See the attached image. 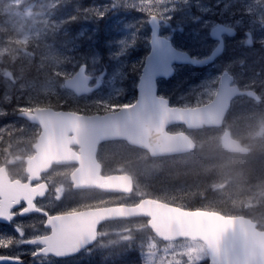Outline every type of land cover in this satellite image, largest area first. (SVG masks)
<instances>
[{
    "label": "rangeland",
    "instance_id": "obj_1",
    "mask_svg": "<svg viewBox=\"0 0 264 264\" xmlns=\"http://www.w3.org/2000/svg\"><path fill=\"white\" fill-rule=\"evenodd\" d=\"M23 2L25 0H0V113H7L6 122H0V141L10 139L9 145L0 144V161L8 156L13 160L11 157H18L21 153H33L36 129L16 117V110H22L26 104L17 101L14 109L4 106L14 99L15 88L18 89L17 100L46 102L64 95L70 106L90 104L97 107L98 99L120 103L135 100L140 76L131 71L130 65L144 63L151 36L144 13L134 9L141 2L150 14L165 19L164 13H169L171 20L165 19L163 34L172 38L177 47L197 57L208 56L216 47L217 41L211 37L210 31L218 23L225 22L242 30L240 36L227 39L225 53L214 64L202 69L180 65L174 78L160 79V94L177 105L205 103L214 96L222 70L228 69L240 86L259 88L264 97V0H157L154 8L147 7V0H114L118 6L115 9H111L113 0H74L70 13L75 15L70 19L55 16L46 6L37 11L35 4ZM82 9H88V13H83ZM103 12L106 14L97 16ZM77 18L82 19L79 26L77 22L67 23ZM70 29L76 31L67 38L58 39L59 42L50 38L53 33L69 34ZM85 34L94 35L93 44L84 43L82 51L74 52L80 49L78 38ZM16 37L19 42L24 41L23 46L14 41ZM250 39L257 44H250ZM28 40L33 41L25 43ZM25 51L40 55V61H36L40 71H33L35 75L45 77L16 81L20 77L10 73L7 66L15 64L17 57L21 58L22 68L29 64L32 56ZM85 60H88L85 62L89 66L88 73L93 76L98 89L77 96L64 86V80L68 71L73 73ZM124 68L128 71L115 78L113 74ZM105 70L106 74L101 77L99 74ZM48 104L38 103L35 107ZM182 128L176 125L170 130ZM224 128L246 142L251 152L246 155L227 152L222 146V131L219 129L194 131L193 136L201 143V148L180 156L150 158L140 148H127L123 143L107 145L108 167L130 171L136 182L132 197L110 196L108 200L136 201L144 195H151L228 214L241 212L249 205L252 209L248 208L246 212L256 215L264 224V100L238 98ZM13 170L20 171L17 163ZM64 180L55 179V197L63 201L62 206L58 204L60 209L73 210L76 194L67 189ZM144 221L115 223L106 228L108 235L112 236L124 235V229L132 227L130 237L136 245L132 248L133 257L125 264H137L141 252L144 253V264H149V257L152 258L151 264H175L181 259L185 264H192L194 256L198 264H206L204 260L208 253L202 242L181 241L163 247L146 231ZM192 242H195L194 246ZM129 245L126 241L118 247L121 255ZM106 250L102 247L101 252Z\"/></svg>",
    "mask_w": 264,
    "mask_h": 264
},
{
    "label": "water",
    "instance_id": "obj_2",
    "mask_svg": "<svg viewBox=\"0 0 264 264\" xmlns=\"http://www.w3.org/2000/svg\"><path fill=\"white\" fill-rule=\"evenodd\" d=\"M152 17L156 21L153 25L150 24L152 34L155 32L157 35L155 39L164 40L165 43L163 48H153L151 45L152 49L145 64L150 78L145 86L148 108L145 113L138 114L139 117L135 116V119H132L129 131L135 143L140 144L145 137L147 141L152 140L153 144L151 141L148 142L151 144L148 148L155 153L173 154L191 151L195 148L194 141L185 133H167L168 125L175 122H184L192 128L220 125L230 101L236 95L245 92L257 97V94L252 90L241 91L238 86H230L233 77L225 71L219 83L218 93L210 103L193 108H171L168 100L157 96L156 78L170 77L174 73L172 65L175 62L206 65L223 51L224 45L221 42L208 59L193 58L187 52L176 49L170 39L162 36L160 34L162 19L155 15ZM225 30L223 27H216L212 30V36L220 38ZM85 71L86 66L84 73L78 71L75 76L66 80L67 87L75 90L79 95L94 89L89 87L91 77L85 75ZM86 76L89 79H86ZM135 110L140 113V109ZM20 115L42 125L43 131L37 145L40 151L38 158L40 161H46L47 164L50 162L48 157L50 150L57 144V138L63 135L61 121L64 119V114L55 112L52 108H37L33 112L26 111ZM132 116L134 114L129 117ZM70 117L74 118L73 115ZM223 142L232 152H248V148L232 138L229 133H225ZM87 146L91 147V144L87 142ZM86 173L87 171L81 167L74 174V181L81 186L102 184L98 180L89 179ZM115 179L118 184L111 183L105 187L106 190L131 192L132 182L129 176ZM17 193L15 184L0 183L1 203L3 206L7 205L8 210L11 198H16L20 202L22 195ZM156 213H163V218L158 217ZM138 216L150 217V227L165 241L192 238L206 242L210 253V264H264V231L257 228V222L241 216L226 217L216 212L186 211L152 198H145L135 206L119 205L53 216L50 218L53 231L50 237L44 238L42 242L47 243L50 252H68L73 248L86 246L88 241L94 242L95 232L100 223L116 218ZM226 221L229 222L227 227L217 234L216 225Z\"/></svg>",
    "mask_w": 264,
    "mask_h": 264
},
{
    "label": "snow or ice",
    "instance_id": "obj_3",
    "mask_svg": "<svg viewBox=\"0 0 264 264\" xmlns=\"http://www.w3.org/2000/svg\"><path fill=\"white\" fill-rule=\"evenodd\" d=\"M156 3H157V0H147V7L154 8ZM112 5L113 6L111 7V9H115L118 7L115 5L114 0L112 2ZM134 9L139 12L144 13L145 22L150 23L151 25H153V23H156V21L153 19L150 12L145 9L143 2L139 3ZM81 11L85 14L88 13V9H82ZM105 14L106 13L103 12V13L98 14L97 16H103ZM164 16L167 21L171 20V15H169V13H164ZM156 36L157 35L154 32L152 34V39L150 40V44L152 45L153 48H163L165 41L164 40L157 41L155 39ZM84 67L85 66H81V68L79 69L81 73H84ZM130 67L133 73L140 76V84H139L140 96L135 102H129V103H120V102H113L112 100L98 99L96 102L97 103V113H98V118L101 120L102 124L110 123L113 120V118L116 117L117 114L120 113L121 111L127 112L129 109H133L134 111L135 109H140V113L138 114H143L147 111L148 105L146 103V97H145V86L147 83H149V79H150L149 74H148V69L144 66L142 62H138L137 64H131ZM127 71L128 69L124 68L123 71L119 70L117 73H114L113 75L116 78L118 75L123 76L124 73H126ZM106 72L107 70H105V72L100 73L99 75L103 77L106 74ZM86 79H89V78L86 76ZM0 116H7V113L2 112L0 113ZM128 119H135V115L132 117L126 118V120ZM42 199H43L42 196H37L34 200H32L31 203L34 205V207L32 208H29V205L27 202L21 200L19 204H14L12 206V209H10L9 211L14 212L15 215H19V216H27L33 212L37 213L40 216H43L45 220L44 227L47 228L50 232L52 225L48 224L47 220L53 214L49 212L47 208L41 207V205L38 203V201ZM15 215H13L10 219L5 216H0V222H7V223L12 224V220L15 219ZM156 215L158 217L163 218L164 214L156 213ZM228 223L229 222L226 221L224 223L217 224L216 225L217 234H219L220 232H223L224 228L227 227ZM15 230L17 231L19 242L17 243L15 241L4 240L2 243H0V249H3L5 247H8V248L15 247L16 249H20L23 245H32L34 246V249L27 253L24 251H18L16 252L15 255H12V256L0 255V264H24L25 255H30L33 258V261L35 262V264H41L44 258H47L49 255L65 257L69 255H74L81 251L80 247L73 248L68 252L42 251V249L44 248L43 242L35 238H31V237L25 238L23 235V229L19 225L16 227ZM0 239H3V238L0 237ZM125 240H130V237H125ZM91 243L92 241H88V244H91ZM192 245L194 246L195 242H192ZM153 255H155V253H153ZM141 256H142V261H143V256H144L143 252H141ZM151 261H152V258L149 257V264H151ZM175 264H185V260L181 259L179 261H176ZM192 264H198V261L195 256L192 258Z\"/></svg>",
    "mask_w": 264,
    "mask_h": 264
},
{
    "label": "flooded vegetation",
    "instance_id": "obj_4",
    "mask_svg": "<svg viewBox=\"0 0 264 264\" xmlns=\"http://www.w3.org/2000/svg\"><path fill=\"white\" fill-rule=\"evenodd\" d=\"M240 34V31L237 30V36ZM259 89V88H258ZM35 126V134L39 131V128L37 125ZM116 142H124V141H116ZM106 143V142H105ZM104 143V144H105ZM112 143V142H109ZM125 143V142H124ZM103 145V144H102ZM101 145V146H102ZM101 146L99 149V153H98V157L100 159V161H102L103 164V172L104 174H109V173H113V172H120V171H110L107 172L105 167L106 164L105 162H103V158L102 154L100 153L101 150ZM74 165H67V164H57V165H53L50 170L47 173L41 174L40 175V180L38 182H34L32 184V187L37 186L39 183H44L46 188L48 189V192L46 193V196L43 197L42 200L38 201V203L41 205V207H45L48 209L49 212H51L52 214H56V213H65V212H71V211H77V210H83V209H87V208H94V207H100V206H104V205H113V204H117L119 202H115L118 199L112 201V200H108V198L110 196H122V194L119 193H108V192H104L102 190H98V189H75L73 187V185L71 184V188L72 190L75 192L76 196H74V209L73 210H65V209H60L58 204H60L61 206L63 205V201L59 200L58 198L55 197L54 195V180L57 178H63L65 179L66 177L70 178V175L72 173V171L74 170ZM8 170H9V175L11 177L14 178H19V175L21 174V172L18 170H11L9 168L8 165ZM85 194L87 196H79L78 194ZM89 193H91V195H89ZM103 197L105 199H103ZM103 200L105 203L103 204ZM108 200V201H107ZM76 205V206H75ZM15 215V213H14ZM34 220V221H33ZM33 221V222H32ZM129 220H120V223H126ZM44 217L38 215L37 213L28 215V216H19V215H15V219L12 221V224L10 223H6V222H0V237H2L3 239H0V243H2L4 240H8V241H15V242H19V237L17 236V231L15 230L16 227L19 225L22 229H23V235L25 238H35V239H39V238H43L45 236L50 235V232L47 228L44 227ZM105 223L101 226V228H99V233L101 234L102 232V227L109 224ZM117 222H113L112 224H115ZM46 248V246L44 245V248L42 249V251ZM34 249V246L32 245H23L20 249H16L15 247L12 248H8L5 247L3 249H0V255H7V256H12L15 255L16 252L18 251H24V252H29L31 250ZM100 251H101V246L99 244V239L98 241L90 246L89 248L83 250L82 252H80V254L71 257V258H66L64 260L68 262L71 261H75V260H83L86 259V257L90 258V257H94L97 256V262L100 261ZM63 259L57 258L56 256H52L49 255L47 258H44V260L41 262V264H50V263H57L59 264L60 262H62ZM80 262V261H79ZM24 264H35V262L33 261V258L30 255H25L24 256ZM79 264H82V262H80Z\"/></svg>",
    "mask_w": 264,
    "mask_h": 264
},
{
    "label": "trees",
    "instance_id": "obj_5",
    "mask_svg": "<svg viewBox=\"0 0 264 264\" xmlns=\"http://www.w3.org/2000/svg\"><path fill=\"white\" fill-rule=\"evenodd\" d=\"M21 65H22V63H21ZM21 65H20V63L12 64V66L8 65L7 68L10 69V73H12L14 76H20V77L28 78V79L34 77V73L32 71V67H30L27 64L25 67L22 68ZM19 102L20 103H22V102L25 103L26 104V108H28V109L33 107V106H36L38 103H50L48 105L57 106L59 108H68L69 107L68 104H70V103H68L67 99H61V98H58V97H55L53 101L48 100L46 102H43L41 100H36V99L30 100V101H26L25 98H22V99L19 100ZM16 103L17 102H14L13 104L8 105V108H15V104ZM259 197L260 196H258V198ZM246 205H248V203ZM245 208L246 209H248V208L252 209V207L249 206V205L247 207H245ZM246 209H242L241 212H244L246 214H250V213L246 212Z\"/></svg>",
    "mask_w": 264,
    "mask_h": 264
},
{
    "label": "bare ground",
    "instance_id": "obj_6",
    "mask_svg": "<svg viewBox=\"0 0 264 264\" xmlns=\"http://www.w3.org/2000/svg\"><path fill=\"white\" fill-rule=\"evenodd\" d=\"M242 31V30H241ZM16 50V49H15ZM245 65V64H244ZM2 106V105H1Z\"/></svg>",
    "mask_w": 264,
    "mask_h": 264
}]
</instances>
